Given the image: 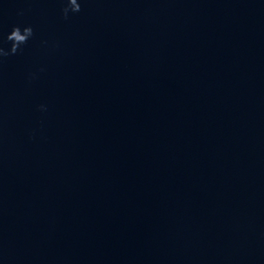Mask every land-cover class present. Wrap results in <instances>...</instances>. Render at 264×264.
Instances as JSON below:
<instances>
[{"label":"water","instance_id":"95a60500","mask_svg":"<svg viewBox=\"0 0 264 264\" xmlns=\"http://www.w3.org/2000/svg\"><path fill=\"white\" fill-rule=\"evenodd\" d=\"M79 2L0 0V264H264V0Z\"/></svg>","mask_w":264,"mask_h":264},{"label":"clouds","instance_id":"9594fccd","mask_svg":"<svg viewBox=\"0 0 264 264\" xmlns=\"http://www.w3.org/2000/svg\"><path fill=\"white\" fill-rule=\"evenodd\" d=\"M81 8V2L79 0H62L60 15L62 18L67 19L69 12H78ZM33 38V28L30 24L24 25H12L10 30L3 35V39L9 41L7 48L0 46V62L11 54H15L18 50H22L23 47ZM43 43V42H42ZM37 71H43V68L37 69ZM37 72H29L27 79H35ZM45 104L37 105V108L43 112L46 110Z\"/></svg>","mask_w":264,"mask_h":264}]
</instances>
